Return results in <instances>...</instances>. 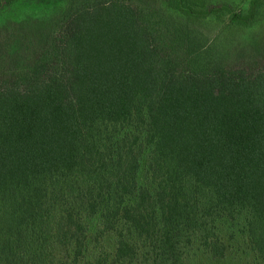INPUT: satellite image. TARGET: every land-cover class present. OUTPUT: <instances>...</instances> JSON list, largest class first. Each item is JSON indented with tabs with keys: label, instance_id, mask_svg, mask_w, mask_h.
<instances>
[{
	"label": "trees",
	"instance_id": "1",
	"mask_svg": "<svg viewBox=\"0 0 264 264\" xmlns=\"http://www.w3.org/2000/svg\"><path fill=\"white\" fill-rule=\"evenodd\" d=\"M263 21L0 0V264H264Z\"/></svg>",
	"mask_w": 264,
	"mask_h": 264
},
{
	"label": "rangeland",
	"instance_id": "2",
	"mask_svg": "<svg viewBox=\"0 0 264 264\" xmlns=\"http://www.w3.org/2000/svg\"><path fill=\"white\" fill-rule=\"evenodd\" d=\"M210 3H213V4H218V3H229L232 5L233 8L235 9H238V10H241L243 8H245V5L247 4L248 0H209ZM259 26V28H258ZM257 26V28L259 29L260 31V34L258 35V42H260V44H263L264 43V21L263 23L259 24ZM257 43V41H256ZM257 46H259L257 44ZM241 255L238 256V260H240L241 256L243 255V258H241L240 260V263L241 264H244L246 263V259H245V255L243 254V251L241 250L240 251ZM248 264V263H247Z\"/></svg>",
	"mask_w": 264,
	"mask_h": 264
}]
</instances>
